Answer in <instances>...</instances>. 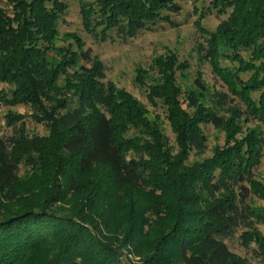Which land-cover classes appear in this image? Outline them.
<instances>
[{
    "label": "trees",
    "instance_id": "trees-1",
    "mask_svg": "<svg viewBox=\"0 0 264 264\" xmlns=\"http://www.w3.org/2000/svg\"><path fill=\"white\" fill-rule=\"evenodd\" d=\"M203 2L209 11L227 14L213 31L202 24L204 12L196 25L205 38L199 51L228 90L215 91L211 106L190 92L188 107L194 109L184 107L176 73L189 65L178 63L175 53L154 62L156 83L146 81L144 69L136 77L149 101L166 107L175 149L133 94L106 80L104 63L90 49L83 43L79 49L57 45L58 22L69 8L65 0H0V83L13 86L4 100L31 106L30 117L49 130L29 137L26 114L6 115L15 132L0 136V264H134L126 250L143 241L152 252L146 264H249L226 243L239 230L242 245L264 264V235L258 229L264 212L253 206L254 197L264 199V184L255 173L264 158V136L243 129V121L252 118L264 124V0ZM80 4L86 32L99 41L114 39V30L128 41L160 23L180 25L173 18L182 10L176 0ZM195 86L200 94L208 90L201 73ZM207 124L226 132L225 143L191 162L192 152L202 155L208 148ZM23 163L32 172L29 205L19 200ZM99 169L104 174L91 177ZM90 187L93 197L77 206L98 202L103 208L98 221L88 211L81 217L49 210ZM124 189L142 194L159 214L147 231L140 210L135 217L137 200L108 202L110 194ZM17 201L21 206L11 208ZM120 208L123 214L116 216L130 229L124 238L105 241L101 224L108 229ZM88 216V226L77 220Z\"/></svg>",
    "mask_w": 264,
    "mask_h": 264
},
{
    "label": "rangeland",
    "instance_id": "rangeland-1",
    "mask_svg": "<svg viewBox=\"0 0 264 264\" xmlns=\"http://www.w3.org/2000/svg\"><path fill=\"white\" fill-rule=\"evenodd\" d=\"M65 1L68 3L69 8L67 14L58 22L57 45L65 47L71 46L73 49H79L83 43V49H90L92 55L97 56L104 63L106 80H112L119 88H124L131 92L146 108L149 119L162 129L169 140V145L175 149H177L175 140L176 135L167 119L166 107L162 102H158V105H153L149 101L146 90L136 81L139 71L141 69L146 70L147 72L144 73L146 81L148 83H156L160 79L159 70L154 66V62L157 58L175 53L178 57V63H188L189 66L187 68L177 70L176 78L183 90V95L181 97L184 103L183 105L190 111H193L194 108L188 107V93L194 92L201 102L206 106H211L214 105L212 94L215 91L228 90L223 80L215 72L211 62L203 58V55L199 51V45L205 41V38L196 25V21L200 18L201 12H204V17L201 19L202 24L206 29L213 31L217 28L218 24L227 17V14H218L215 10L209 11L205 7L208 4L203 2V0L197 2L195 0H176L182 6V10L178 14L173 15V18L180 23L179 26L171 27L166 23H160L153 29L141 31L136 37L130 38L128 41H122L118 38L115 30L112 32L113 37H115L114 39H108L107 41L97 40L86 32L84 28L80 13V0ZM76 36L79 37L81 44L78 43L79 40ZM242 53L246 56V52ZM225 63L230 64V62ZM199 73L202 74V78L208 85V90L205 94H200L195 86V79ZM243 78L247 79L248 75H244ZM12 88L13 86L8 83H0V136H8L15 132L14 126L8 125L6 120V115L10 112L26 114V130L29 137L48 135L49 130L47 126L30 117V113L33 110L31 106L6 104L4 100L5 95L10 97ZM259 95V92L253 94L254 98H259ZM235 103L245 108L244 103L239 98H235ZM203 129L208 139V148L202 155H197L195 152H192L190 156L191 162L211 156L217 146L225 143L226 132L223 129L217 128L213 124L203 125ZM243 129L244 134L247 130H256L263 133L264 136V124L258 119L252 118L250 121H243ZM100 172L104 174L105 171L99 169L96 172H92L90 175L94 177L96 173ZM255 173L256 178L264 184V158L261 164L256 168ZM31 178V168L25 163L21 164V182L18 187V189H20L18 193L19 200H22V204L25 202L29 205L34 202L29 196L31 193L30 190H32L29 188L32 181ZM42 189H46L45 184H43ZM125 190L126 189L115 192V196L110 194V197H107L109 198L108 202H112L114 198L123 200L126 204L129 199L137 200L136 208H134L137 210L135 217L140 210L142 216L148 221V224L146 223L145 225V230L147 231L150 226L152 227L155 225L159 214H154V212L150 210L152 207L148 200L147 203L142 194L136 191L130 192ZM93 194L94 189L90 187L82 194L79 193L72 198L69 196L70 198L64 202H57V204L53 205L49 210L57 214L70 216L76 215L77 213H79V215L76 216H81L84 215L81 211H88L86 213H90L89 216L94 215V217H96L94 219L98 221L103 211L102 206L98 202H94L93 205H89V203L86 202L85 209H81V206H77L81 203L80 201L89 200L90 195L93 197ZM38 196L42 198V195ZM140 200H142V207L138 204V202H141ZM20 206L21 203L18 201L17 203L10 204V207L14 209H18ZM92 206L93 208H91ZM253 206L256 210L264 212V199L254 197ZM127 211L128 208L126 207V212ZM119 213L123 214L121 208L118 212L113 213L108 223V229H105V225L101 224L106 236L105 241H114L117 238H124L125 231L130 229L126 221L120 220ZM117 214L119 215L116 216ZM89 216L87 219L84 217L83 219L78 218L77 220H79L81 224L88 226L91 224L92 219H90L91 216ZM130 217L132 216H128L129 219ZM258 229H260L264 235V224H258ZM242 231L243 230H239L234 237L227 239L226 243L235 254L245 257L249 264H260L254 257L251 249L242 245L240 240ZM145 240H147V238ZM142 243L143 244L133 245L126 250V259L128 261L134 264H143L146 262V259H148L152 252L148 250L145 241Z\"/></svg>",
    "mask_w": 264,
    "mask_h": 264
}]
</instances>
